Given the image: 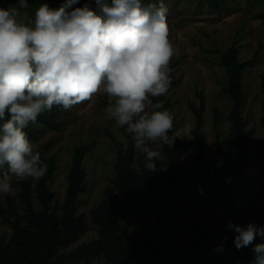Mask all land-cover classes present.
I'll return each instance as SVG.
<instances>
[{
    "label": "trees",
    "instance_id": "obj_1",
    "mask_svg": "<svg viewBox=\"0 0 264 264\" xmlns=\"http://www.w3.org/2000/svg\"><path fill=\"white\" fill-rule=\"evenodd\" d=\"M0 1H4L7 7L18 4V0ZM246 1L250 7L264 9V0ZM51 2L63 4L66 0H49L47 4ZM197 2L220 12L227 10L232 0ZM28 3L26 11L34 18L41 2L28 0ZM85 4L93 10L96 8L95 0H79L72 10ZM242 39L238 37L220 57V64L228 76V84L223 92L232 103L228 117L232 129L226 139H217L218 156L211 163L205 162L208 143L202 130L205 110L202 94L199 95L200 109L193 108L197 120L193 140L187 142L178 136L167 161H155V172L145 167V154L140 168L136 167L138 151L131 136L125 128L120 127L127 146L123 148L121 143L116 142L119 157L113 186L107 188L103 202L92 212L98 236L77 245L88 228L84 216L78 215L80 197L87 189L84 167L87 147L76 149L68 175L66 199L62 206L56 204L53 207L56 191L51 181L55 157H48L51 143L40 145L37 149L47 165V171L38 179L34 191L31 178L21 181V203L9 199L5 210L7 216L4 215L3 221L10 226L12 236L8 240L0 236V264H252L255 258L252 249L256 244L264 243V240L257 237L253 245L237 249L235 233L228 229V222L264 226V139L258 142L255 151L263 182L259 190L253 192L245 164L252 132L247 130L243 118L244 72L259 60L260 50L252 60L242 61L238 46ZM170 77L169 91L153 99L171 111L166 95L177 82L171 71ZM102 104L104 109L108 106V97ZM61 114L62 108L58 106L42 113L37 123L26 129L29 139L32 141L43 130H59L62 126L58 121ZM214 122L216 125L220 122L216 110ZM262 125L264 127V115ZM176 131L174 122L169 135ZM151 146L154 148L152 143ZM191 153H194L193 161L186 170H182L184 158ZM216 187L223 192L219 199L224 210L222 218L217 217V204L213 196ZM188 191L193 192L194 196L188 199L187 218L183 219L187 230L181 233L175 218L168 213V206L177 196H183ZM118 197L128 199L133 204L129 208L119 202ZM204 210L209 213L207 220L201 219ZM129 211L136 218L135 227L128 219Z\"/></svg>",
    "mask_w": 264,
    "mask_h": 264
},
{
    "label": "clouds",
    "instance_id": "obj_2",
    "mask_svg": "<svg viewBox=\"0 0 264 264\" xmlns=\"http://www.w3.org/2000/svg\"><path fill=\"white\" fill-rule=\"evenodd\" d=\"M95 2L94 10L87 4L72 10L79 0L58 9L44 3L34 18L28 0L0 8V196L13 192V177L21 182L45 175L47 165L26 129L54 106L68 111L105 93L106 118L125 128L152 172L159 147L171 148L181 132H191L186 124L170 136L174 115L153 99L169 91L177 54L165 0ZM228 229L237 249L264 240V226L255 223L228 222ZM252 250V264H264V243Z\"/></svg>",
    "mask_w": 264,
    "mask_h": 264
},
{
    "label": "rangeland",
    "instance_id": "obj_3",
    "mask_svg": "<svg viewBox=\"0 0 264 264\" xmlns=\"http://www.w3.org/2000/svg\"><path fill=\"white\" fill-rule=\"evenodd\" d=\"M41 5L49 3V0H39ZM168 7V23L170 40L177 49V54L170 62V71L176 80V86L166 95L177 131L186 124L191 132L179 136L182 140L191 142L193 130L196 127V116L193 108L200 109L202 94L205 110L203 113L202 130L208 143V151L205 154V162L211 163L218 156L217 139H226L231 133L228 117L232 103L223 90L228 84V76L220 64L221 54L224 53L238 37L242 41L238 43L240 59L250 61L260 50V58L244 72V109L243 118L247 123V130L252 132L248 143L246 160V173L252 190H259L263 177L260 175L256 162V146L264 139L263 101H264V9L250 7L246 0H232L227 10H217L201 5L197 0H165ZM51 8L58 9L61 2H51ZM0 8H8L4 1H0ZM29 15V13H28ZM30 16V15H29ZM32 17V16H30ZM170 79H172L170 77ZM107 95L100 92L90 101L82 102L71 110L62 109L58 121L62 123L59 130H43L32 141L37 147L51 143L48 157H55L54 177L51 181L56 191V204L62 206L68 190V175L73 165L75 151L80 147H87L84 159L86 170L87 189L80 197L78 203V215H83L87 223V230L80 238L77 245L90 242L97 238V227L93 222L92 212L105 198L107 188L113 186L118 162V147L127 146V140L115 121L108 120L104 113L103 101ZM215 110L218 111L220 122L215 124ZM219 135V137H218ZM154 148L160 145L159 141L152 142ZM162 163L167 161L171 151L167 145L159 147ZM140 168L144 154L137 152ZM194 159V153L187 155L182 163V170H186ZM38 179H32V190L37 185ZM13 192L7 196H0V236L6 240L12 236L10 226L3 221L7 216L9 199L21 203V182L12 178ZM223 192L216 187L213 192L217 204V217L222 218L224 210L220 206L219 199ZM193 192L179 195L169 203L168 213L172 214L178 223V230L184 233L187 230L184 218H187V202ZM119 202L125 203L129 208L132 201L118 197ZM38 207V202L35 201ZM201 219L207 220V210L201 212ZM257 218V217H255ZM128 219L132 227L136 226V218L128 213Z\"/></svg>",
    "mask_w": 264,
    "mask_h": 264
}]
</instances>
